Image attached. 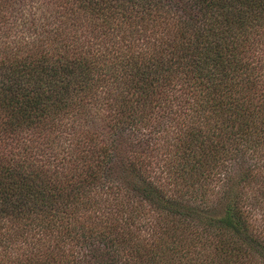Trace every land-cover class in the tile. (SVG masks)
Instances as JSON below:
<instances>
[{
    "label": "trees",
    "instance_id": "16d2710c",
    "mask_svg": "<svg viewBox=\"0 0 264 264\" xmlns=\"http://www.w3.org/2000/svg\"><path fill=\"white\" fill-rule=\"evenodd\" d=\"M0 264H264V0H0Z\"/></svg>",
    "mask_w": 264,
    "mask_h": 264
},
{
    "label": "rangeland",
    "instance_id": "374dc122",
    "mask_svg": "<svg viewBox=\"0 0 264 264\" xmlns=\"http://www.w3.org/2000/svg\"><path fill=\"white\" fill-rule=\"evenodd\" d=\"M12 19H13V16L10 17V20H11V21H12ZM13 20L16 21V22H18V23L20 22V21H19V18H17V17H15ZM28 23H29V21H28ZM258 212H261V210L258 211Z\"/></svg>",
    "mask_w": 264,
    "mask_h": 264
}]
</instances>
